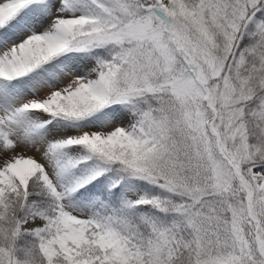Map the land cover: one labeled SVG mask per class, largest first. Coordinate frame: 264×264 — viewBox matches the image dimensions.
I'll return each mask as SVG.
<instances>
[{
    "label": "snow or ice",
    "instance_id": "1",
    "mask_svg": "<svg viewBox=\"0 0 264 264\" xmlns=\"http://www.w3.org/2000/svg\"><path fill=\"white\" fill-rule=\"evenodd\" d=\"M0 264H264V0H0Z\"/></svg>",
    "mask_w": 264,
    "mask_h": 264
}]
</instances>
